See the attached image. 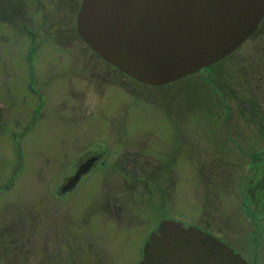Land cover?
Returning <instances> with one entry per match:
<instances>
[{
  "label": "rangeland",
  "instance_id": "rangeland-1",
  "mask_svg": "<svg viewBox=\"0 0 264 264\" xmlns=\"http://www.w3.org/2000/svg\"><path fill=\"white\" fill-rule=\"evenodd\" d=\"M8 23L22 30L4 20L1 31ZM60 32L46 33L36 67L43 96L28 90L24 64L1 55L26 43L0 40V264H140L165 219L212 230L264 264V220L240 213L253 155L264 157V42L156 86L105 63L78 24ZM90 157L97 166L63 193Z\"/></svg>",
  "mask_w": 264,
  "mask_h": 264
},
{
  "label": "water",
  "instance_id": "water-1",
  "mask_svg": "<svg viewBox=\"0 0 264 264\" xmlns=\"http://www.w3.org/2000/svg\"><path fill=\"white\" fill-rule=\"evenodd\" d=\"M82 2L77 24L85 43L125 75L156 86L221 61L264 19V0ZM142 256L140 264H250L211 233L172 219L160 222Z\"/></svg>",
  "mask_w": 264,
  "mask_h": 264
},
{
  "label": "flooded vegetation",
  "instance_id": "flooded-vegetation-1",
  "mask_svg": "<svg viewBox=\"0 0 264 264\" xmlns=\"http://www.w3.org/2000/svg\"><path fill=\"white\" fill-rule=\"evenodd\" d=\"M83 0H81L82 2ZM83 3V2H82ZM82 3L79 7V10L77 11V14L75 13V9L78 8L79 3L76 0H0V23L5 21H10L16 25L19 21L22 23V30L19 32H15L12 30L11 25L7 24L8 31H1L0 27V40L7 41L9 40L13 41V39H21L23 43H26V45H19V46H12L7 49L8 51L5 53L1 52V55H7L8 59L12 58L14 59L13 62L10 63L14 66L21 64L25 65V68L30 70V77L29 80L31 82L28 84V90L30 92H38L41 96H43V90H40L41 87L34 88V85L36 83H40V80L43 79V76L39 78L36 72V67L42 63L43 60V53L47 49V43H46V33L48 35H55L58 36L61 34L60 30L61 28H64L69 33H75L77 32V16L79 15V11L82 7ZM76 17L75 21L73 18ZM72 18V24L71 21L68 22L70 26H66L67 19ZM74 22V23H73ZM72 25V26H71ZM54 30H56L57 33H52ZM254 38V41H256L257 44H260L261 42H264V19L259 24V27L257 30L254 31V33L250 36V38L245 41L246 43H252L253 41H249L251 38ZM256 39V40H255ZM244 42V43H245ZM1 43V42H0ZM73 41L70 42V45H72ZM255 43V42H254ZM57 44V42H56ZM59 46L61 45V42L58 41ZM57 44V45H58ZM253 44V43H252ZM264 44V43H263ZM244 45V44H242ZM241 45V46H242ZM240 46V47H241ZM58 50V49H57ZM5 51V50H3ZM62 61V60H61ZM9 63V65H10ZM7 64V63H6ZM5 64V65H6ZM8 65V64H7ZM208 67L204 68L207 69ZM45 87V86H43ZM44 104V101L41 105ZM40 107L37 109L39 110ZM248 111L251 113H256V106H245ZM35 110V112H37ZM247 113V112H246ZM255 117V116H254ZM252 119V122L258 123L256 118ZM18 152H19V146H18ZM20 155V154H19ZM129 156L130 154H126L125 158L126 160L130 161ZM98 157H90L88 160H82L79 163V166L77 169L70 175L68 178H66V182L63 183L62 192L67 193L70 190H75L80 186V182L85 175L89 174L90 171L94 167L97 166ZM123 162H126L125 160H121ZM256 165H258L257 169V175L256 178L251 181L250 189L248 191V195L245 200L242 199L241 201V215L244 216V219H247L249 221L256 220V221H263L264 220V157L261 155H253V160ZM101 165L105 166L107 165L106 162L100 161ZM121 163V162H120ZM79 172H83L84 174L81 175L79 178V181L75 184H72V179L79 175ZM72 181V182H71ZM117 206V205H116ZM258 216V219L256 218ZM257 224V223H255ZM192 224L186 225L187 227ZM195 226V225H192ZM198 227V226H195ZM203 231H206L207 233H211L214 235L217 239L220 241H224L228 246L233 248L236 252L241 254L242 258L244 257L247 262L250 264H256L255 262L249 261L248 257L236 250L235 245L225 240L222 236L219 234H216L214 231L205 230L204 227H198ZM259 238H264V223L262 224V228L258 231Z\"/></svg>",
  "mask_w": 264,
  "mask_h": 264
}]
</instances>
